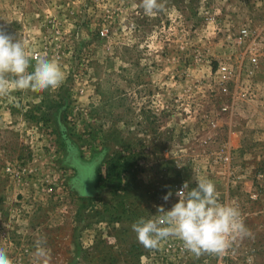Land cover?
Segmentation results:
<instances>
[{
  "label": "rangeland",
  "instance_id": "obj_1",
  "mask_svg": "<svg viewBox=\"0 0 264 264\" xmlns=\"http://www.w3.org/2000/svg\"><path fill=\"white\" fill-rule=\"evenodd\" d=\"M141 2L0 0L29 72L43 55L65 73L55 90L0 98V247L13 264H38L41 241L47 264H149L131 225L197 178L252 233L200 257L264 264V0H159L152 16Z\"/></svg>",
  "mask_w": 264,
  "mask_h": 264
},
{
  "label": "clouds",
  "instance_id": "obj_2",
  "mask_svg": "<svg viewBox=\"0 0 264 264\" xmlns=\"http://www.w3.org/2000/svg\"><path fill=\"white\" fill-rule=\"evenodd\" d=\"M140 7L148 16L165 8L159 0H142ZM26 44L0 26V98L7 97L14 90H55L65 79L59 63L43 55L36 59L34 70L29 72L31 54ZM195 181V187L190 189L185 181L175 192L178 202L170 210L160 205L155 219L140 217L131 225L137 241L145 249L156 250L162 242L176 238L182 242L184 250L197 258L205 254L222 258L229 254L237 240L251 237L239 207L221 203L213 181L206 178ZM172 196L170 190L162 199L167 203ZM35 256L38 264H47L43 241L37 244ZM0 264H13L2 247Z\"/></svg>",
  "mask_w": 264,
  "mask_h": 264
},
{
  "label": "built area",
  "instance_id": "obj_3",
  "mask_svg": "<svg viewBox=\"0 0 264 264\" xmlns=\"http://www.w3.org/2000/svg\"><path fill=\"white\" fill-rule=\"evenodd\" d=\"M253 37V32L249 25H243L238 33L237 41L239 43H245ZM38 55H36L37 57ZM252 64H257L258 57L257 55H252L249 57ZM221 79L227 81L231 77V70L228 66L223 65L219 69ZM194 255L187 252L183 248V244L178 241H166L165 246L161 250H151L147 257L149 258V264H213L209 257H196L194 263L191 262V259Z\"/></svg>",
  "mask_w": 264,
  "mask_h": 264
}]
</instances>
